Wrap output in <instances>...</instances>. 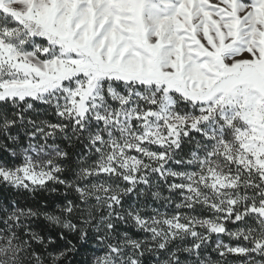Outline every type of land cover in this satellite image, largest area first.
Masks as SVG:
<instances>
[{
  "label": "snow or ice",
  "instance_id": "1",
  "mask_svg": "<svg viewBox=\"0 0 264 264\" xmlns=\"http://www.w3.org/2000/svg\"><path fill=\"white\" fill-rule=\"evenodd\" d=\"M0 264H264V0H0Z\"/></svg>",
  "mask_w": 264,
  "mask_h": 264
}]
</instances>
